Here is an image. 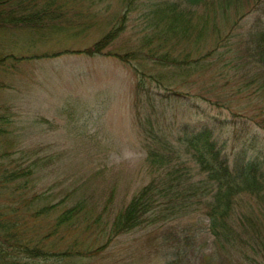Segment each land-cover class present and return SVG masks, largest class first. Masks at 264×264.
<instances>
[{
    "label": "trees",
    "instance_id": "1",
    "mask_svg": "<svg viewBox=\"0 0 264 264\" xmlns=\"http://www.w3.org/2000/svg\"><path fill=\"white\" fill-rule=\"evenodd\" d=\"M102 1L0 0V37L30 45L60 32L74 36L94 24L84 20L89 17L85 10ZM239 1L159 0L148 13L146 33L124 53L104 51L119 34L122 27L117 25L82 49L0 57L1 65L7 56L14 65L63 52L111 54L126 61L136 74L133 106L144 129L148 176L116 209L113 188L100 201L83 194L61 206L50 202L48 191L35 190L49 155L22 144L11 151L0 149V264H82L116 237L153 227L163 228L164 264H264V117L234 110L225 115L221 104L180 88L188 78L205 73L210 57H220L240 22L255 13L246 56L257 72V93H264V0H246V9ZM221 3L228 14L218 21L215 6ZM203 43L208 44L205 51ZM177 115L176 137L152 130ZM176 142L186 143L185 149ZM190 148L194 154L188 153ZM98 206L94 218L103 216L100 231L106 235L101 245L79 249L58 243L59 230L70 232L82 221L89 225Z\"/></svg>",
    "mask_w": 264,
    "mask_h": 264
},
{
    "label": "rangeland",
    "instance_id": "2",
    "mask_svg": "<svg viewBox=\"0 0 264 264\" xmlns=\"http://www.w3.org/2000/svg\"><path fill=\"white\" fill-rule=\"evenodd\" d=\"M129 1L127 10L128 0H103L87 7L85 12L89 17L85 16L84 20L94 24L74 36L60 32L44 43L30 45L18 38L0 37V57L23 51L32 54L82 49L117 25L122 28L104 51L127 52L146 33L144 24L150 17L148 13L159 2ZM247 4L246 0L238 2L243 9ZM215 7L214 19L226 18L228 13L221 10L222 3ZM254 20L255 13L247 14L236 28L234 40L221 49L220 57H210L211 66L205 73L188 78L180 88L202 94L212 104H221L219 108L225 115L234 110L244 116L254 115L255 119L264 117V93H257V72L246 56L248 33ZM210 22L213 21L210 19ZM205 43L201 50L205 51L208 46ZM7 57V62L2 65L0 62V115L6 116V121L0 119L4 129L0 132V149L11 151L22 144L50 156L47 166L39 170L35 188L48 191L50 202L59 201L61 206H66L83 194L87 199L100 201L113 188L114 209L126 203L148 179L142 146L144 129L133 106L136 74L132 67L111 54L89 56L63 52L23 59L14 65L13 58ZM254 74L255 81L251 83ZM248 83L249 87L244 89ZM179 119L177 115L173 122L156 123L152 130L155 134L176 137L174 128ZM176 145L186 147V143L176 142ZM188 151L194 154V149ZM98 209L99 206L89 225L82 221L77 224V230H59L55 235L58 243L79 249L101 245L106 235L100 231L103 216L97 221L94 218ZM162 231L163 228L153 227L120 235L82 264H164L167 247ZM171 238L167 239L171 241Z\"/></svg>",
    "mask_w": 264,
    "mask_h": 264
}]
</instances>
